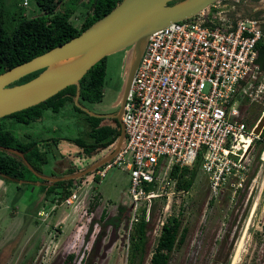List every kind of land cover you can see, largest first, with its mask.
Masks as SVG:
<instances>
[{
	"label": "rangeland",
	"instance_id": "obj_1",
	"mask_svg": "<svg viewBox=\"0 0 264 264\" xmlns=\"http://www.w3.org/2000/svg\"><path fill=\"white\" fill-rule=\"evenodd\" d=\"M88 1L74 5L66 0L65 6L59 5L57 11L63 6L72 7L75 13L70 21L80 29L88 15ZM5 3L13 15L12 24L19 15L31 19L42 14L35 0H5ZM127 53L107 57L101 101L81 105L89 113L114 115L119 111ZM242 104V121L251 129L262 117L264 107L249 101ZM0 123L22 142L29 138L56 141L54 153L59 157L46 154L48 163L41 166L42 176L48 178L62 177L73 166V161L64 156L75 158L76 168L82 169L100 161L111 150L80 154L81 148L73 140L84 137L88 126L85 115L75 112L72 104L59 114L49 112L42 121L30 125L17 124L9 118L1 119ZM263 150V143H256L251 150L250 181L234 199L229 191L212 199L201 170L188 193L174 194L171 203L166 197L153 199L152 216L146 223L143 264H150L163 224L175 218H180L188 235L185 243L172 253L170 264H264V163L260 161ZM29 171L31 174L26 175L23 183L0 179V264H66L69 256H74V260L67 264H130L128 171L113 168L103 182L97 178L91 181L95 173L75 181L71 189L77 191L79 200L73 204L65 202V197L60 200L62 196L51 202L56 193L46 197L44 191V186L50 183L42 185L45 182L39 174ZM124 211L126 217L118 225L117 219Z\"/></svg>",
	"mask_w": 264,
	"mask_h": 264
},
{
	"label": "built area",
	"instance_id": "obj_2",
	"mask_svg": "<svg viewBox=\"0 0 264 264\" xmlns=\"http://www.w3.org/2000/svg\"><path fill=\"white\" fill-rule=\"evenodd\" d=\"M240 2L221 0L148 40L122 116L124 146L91 180L103 182L113 168L129 172L128 257L130 237L150 221L153 199L171 203L174 194L188 193L178 190L174 169H192L201 159L212 199L226 191L234 199L250 181L251 150L261 138L242 121V103L264 107V71L257 64L264 32L259 20L226 17ZM70 191L65 202L73 204L79 195Z\"/></svg>",
	"mask_w": 264,
	"mask_h": 264
},
{
	"label": "trees",
	"instance_id": "obj_3",
	"mask_svg": "<svg viewBox=\"0 0 264 264\" xmlns=\"http://www.w3.org/2000/svg\"><path fill=\"white\" fill-rule=\"evenodd\" d=\"M35 1L42 14L31 19L19 15L16 23L12 24L13 15L6 6L5 0H0V75L77 38L112 12L123 0H89L86 4L88 15L80 29L76 28L70 21L75 11L72 10V7H64L66 0ZM179 1L175 0L169 5H174ZM69 2L78 5L81 4L82 0H69ZM62 4H64L63 8L57 11L58 6ZM106 59L96 64L80 81V105L82 102L98 103L101 101L106 80ZM41 73L42 71H39L26 76L14 85L28 83ZM76 94V86L68 87L40 105L5 118L12 119L17 124L30 125L42 121L46 111L59 114L68 104H72L75 112L85 115L88 126V131L85 132L84 137L73 140L74 143L87 155H94L110 148L121 134L119 126L117 128L100 127L101 119L90 116L75 105ZM260 138L261 141L256 143H262L264 131ZM54 141L52 140L53 143H56ZM50 142L51 140L35 141L30 138L29 141L22 142L13 132L7 130L0 123V147L24 154L34 171L40 175H43L41 166L47 164L48 159L46 153L40 152L39 146ZM201 163L202 161L199 159L192 169L181 171L176 168L172 171V176L178 179L177 188L179 191L189 192L192 189ZM29 173L31 174L21 159L0 151V179L7 183H23ZM73 173L75 170H68L65 176ZM74 183L75 180H71L44 186L46 197L56 193L51 202L56 201L57 196H62L60 200H63L71 194L70 188ZM57 190L59 191L57 192ZM147 190L150 191L151 187ZM125 217L124 211L117 219L118 225L122 223ZM105 218L106 214H103V219ZM147 233L148 226L146 223H141L134 228L131 235L130 264H143ZM187 235L188 229L183 227L180 218L164 223L150 264H170L172 253L185 243ZM73 260L74 256H69L67 263H71Z\"/></svg>",
	"mask_w": 264,
	"mask_h": 264
},
{
	"label": "water",
	"instance_id": "obj_4",
	"mask_svg": "<svg viewBox=\"0 0 264 264\" xmlns=\"http://www.w3.org/2000/svg\"><path fill=\"white\" fill-rule=\"evenodd\" d=\"M173 1L123 0L77 38L0 75V120L40 105L66 88L76 86L75 105L79 109L98 119H114L119 125V138L110 147L109 154L100 161L72 175L60 178L39 175V178L51 184L80 180L107 166L119 155L125 142L122 123L124 108L150 36L171 23L188 20L207 11L221 0H182L169 5ZM126 50L127 72L118 104L119 111L116 115L89 113L79 104L80 81L96 64ZM39 71L42 73L30 82L14 85ZM263 131L264 114L254 127V134L260 137ZM0 150L21 159L27 168L34 171L24 154L3 147Z\"/></svg>",
	"mask_w": 264,
	"mask_h": 264
},
{
	"label": "crops",
	"instance_id": "obj_5",
	"mask_svg": "<svg viewBox=\"0 0 264 264\" xmlns=\"http://www.w3.org/2000/svg\"><path fill=\"white\" fill-rule=\"evenodd\" d=\"M242 1H243L242 3L240 2V3L236 4V6H234V7L227 8L226 13H225L226 17H230V18H233L235 20H250V19L259 20L261 22V29L264 32V0H242ZM257 64L259 65L261 70L264 71V40H262L258 45ZM49 112H51V111H46L44 114V117L47 116V113H49ZM50 140H52V139H50ZM50 140H48V141H50ZM56 145H57L56 143H53L51 141L48 144L41 145L39 147V150L41 152L46 153V154L51 153V154H53V156L59 157L58 154L54 153V150H55L54 146H56ZM106 150L108 152V149H106ZM69 153H70V151H69ZM80 154L85 155L83 153L82 149L80 150ZM95 154H97V153H95ZM108 154H109V152H108ZM64 158L68 159L70 161H73V166L72 165L69 166V168L66 170V172L68 170L73 169V170H75V173H78V172H81V171L86 169V168H82V169L76 168V166H75V160L76 159L75 158L73 159L71 157H66V156H64ZM75 173H73V174H75ZM64 176H65V174H64ZM57 178H60V177H57ZM43 182H45V183H43L42 185H47L45 180H43ZM0 183H1V180H0ZM50 185H52V184L50 183Z\"/></svg>",
	"mask_w": 264,
	"mask_h": 264
},
{
	"label": "flooded vegetation",
	"instance_id": "obj_6",
	"mask_svg": "<svg viewBox=\"0 0 264 264\" xmlns=\"http://www.w3.org/2000/svg\"><path fill=\"white\" fill-rule=\"evenodd\" d=\"M126 51H128V50H126ZM115 106H117V104ZM118 108L120 109V106H118ZM116 114H114V115H116ZM104 126H108L111 128H117L119 125L116 124V120H114V119H101L100 127H104Z\"/></svg>",
	"mask_w": 264,
	"mask_h": 264
},
{
	"label": "bare ground",
	"instance_id": "obj_7",
	"mask_svg": "<svg viewBox=\"0 0 264 264\" xmlns=\"http://www.w3.org/2000/svg\"><path fill=\"white\" fill-rule=\"evenodd\" d=\"M260 195V194H259ZM257 198H259V197H257ZM260 198H261V195H260ZM257 202H256V204H255V206L257 207L258 206V204L257 203H259V199L258 200H256Z\"/></svg>",
	"mask_w": 264,
	"mask_h": 264
}]
</instances>
